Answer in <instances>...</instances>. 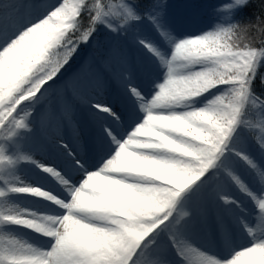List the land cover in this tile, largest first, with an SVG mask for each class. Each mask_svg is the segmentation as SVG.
<instances>
[{"label": "snow or ice", "instance_id": "obj_1", "mask_svg": "<svg viewBox=\"0 0 264 264\" xmlns=\"http://www.w3.org/2000/svg\"><path fill=\"white\" fill-rule=\"evenodd\" d=\"M166 7L0 0V264H264V48L237 43L235 24L176 33ZM92 47L90 71L61 86ZM109 78L116 102L101 95ZM50 118L73 143L37 142ZM210 208L249 237H213L223 257L193 240Z\"/></svg>", "mask_w": 264, "mask_h": 264}, {"label": "rangeland", "instance_id": "obj_2", "mask_svg": "<svg viewBox=\"0 0 264 264\" xmlns=\"http://www.w3.org/2000/svg\"><path fill=\"white\" fill-rule=\"evenodd\" d=\"M36 3H38L41 7L45 5H51L56 4L60 2L59 0H35ZM166 18L168 23L175 29L176 33H179L181 35H196V34H203L205 31H207V28L204 24L201 23V21L196 20L193 16V9L194 5L192 3L187 2L185 6H183V9L181 12H177L172 9L171 5L166 4ZM142 32L148 34L150 37H152L155 40L160 41L161 45L164 47H168L162 40H160V37L157 35L154 29L152 27H144L141 25ZM132 56L137 61V64L145 70L151 69L152 65L150 63L148 54L146 52L142 51H133L131 53ZM81 58V55L79 54L76 59L72 62L71 65H73V68L69 72H64V75L61 77L59 83L61 86L65 82H69L73 75L79 73L81 75L88 73L90 71L89 65L91 64V60L89 57ZM81 62L82 67L76 66V62ZM92 70H99L95 65H93ZM120 85L117 86V88H112L111 91L108 89L103 88L101 95L103 96L104 100L116 102L120 96ZM78 118L81 120H85L87 118L86 111H79L78 112ZM55 118H50L46 120V123L43 127H39L37 131L36 140L39 144L45 147L47 149V145L51 142L53 136H50V139L47 138V136L50 134V125L54 123ZM60 133H57L60 136H63L64 140L69 143H73V132L72 127L66 124H60ZM55 135V134H53ZM75 146V145H74ZM28 175L31 176L32 172L31 170H27ZM241 172L243 174V170L241 169ZM240 199L244 202L246 208L249 210V219H253V214L256 212V209L253 206V202L248 200L244 196H240ZM34 210L39 209L43 207V202L41 201H33ZM222 231H228L232 233L238 243H246L249 239L248 236L244 235L243 231L238 228V226L233 222L232 218L224 216L222 219H217V213L214 209H209L206 213L205 218L198 222L193 230V240L196 243L198 247H200L202 250H207L209 254L217 255L218 257H223L226 255L225 250L223 247L213 241V237H218ZM257 235H260V231L257 230ZM25 239L30 240V236H25ZM31 242V241H30ZM174 256V255H173ZM175 257V256H174ZM175 259H179L176 257Z\"/></svg>", "mask_w": 264, "mask_h": 264}, {"label": "trees", "instance_id": "obj_3", "mask_svg": "<svg viewBox=\"0 0 264 264\" xmlns=\"http://www.w3.org/2000/svg\"><path fill=\"white\" fill-rule=\"evenodd\" d=\"M187 2L194 5L193 17L201 18L203 23H207L208 31H214L220 26L228 27L235 24L237 27L234 29V39L237 43L258 49L264 48V0H248L244 7H236L235 0H166V4L175 8H182ZM227 5H233V7L228 8ZM139 27L141 29V25ZM97 39L106 41L108 37L101 34ZM93 51H95L94 47L82 48L80 55L87 57ZM258 73L264 74V64L260 66ZM256 86L258 91L262 90L259 79H257ZM104 87H110L109 80ZM252 115L255 117L254 112ZM58 128L57 123H53L52 130Z\"/></svg>", "mask_w": 264, "mask_h": 264}, {"label": "clouds", "instance_id": "obj_4", "mask_svg": "<svg viewBox=\"0 0 264 264\" xmlns=\"http://www.w3.org/2000/svg\"><path fill=\"white\" fill-rule=\"evenodd\" d=\"M248 0H244V3L243 4H239V5H235L236 7H244L246 6Z\"/></svg>", "mask_w": 264, "mask_h": 264}, {"label": "bare ground", "instance_id": "obj_5", "mask_svg": "<svg viewBox=\"0 0 264 264\" xmlns=\"http://www.w3.org/2000/svg\"><path fill=\"white\" fill-rule=\"evenodd\" d=\"M120 106H121V107H123V105H122V104H121Z\"/></svg>", "mask_w": 264, "mask_h": 264}]
</instances>
